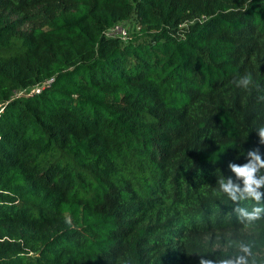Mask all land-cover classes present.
<instances>
[{
    "label": "trees",
    "instance_id": "trees-1",
    "mask_svg": "<svg viewBox=\"0 0 264 264\" xmlns=\"http://www.w3.org/2000/svg\"><path fill=\"white\" fill-rule=\"evenodd\" d=\"M260 96L264 0H0V264L264 257L213 195L264 156Z\"/></svg>",
    "mask_w": 264,
    "mask_h": 264
},
{
    "label": "clouds",
    "instance_id": "clouds-1",
    "mask_svg": "<svg viewBox=\"0 0 264 264\" xmlns=\"http://www.w3.org/2000/svg\"><path fill=\"white\" fill-rule=\"evenodd\" d=\"M232 84L244 91L260 90L259 84L248 72L235 78ZM258 99L264 100V96ZM256 131L259 143L264 145V123L259 124ZM246 159L247 162L243 165L231 162L228 164L232 175L227 178L219 176L216 187L213 188V195L217 198L227 197L235 205L233 213L237 222L244 229H250L258 222L264 221V156L256 148L247 152ZM66 222L70 223V220ZM227 245L233 252L217 259L201 258L199 264H264V257L257 252L254 241L229 239Z\"/></svg>",
    "mask_w": 264,
    "mask_h": 264
},
{
    "label": "built area",
    "instance_id": "built-area-1",
    "mask_svg": "<svg viewBox=\"0 0 264 264\" xmlns=\"http://www.w3.org/2000/svg\"><path fill=\"white\" fill-rule=\"evenodd\" d=\"M108 36H118L124 40H126L129 37V34L127 32V29L122 25V24H118L114 27H112L109 32L107 33ZM50 81H48L47 83H49ZM40 91L39 87H35L33 89L30 90V93L27 94L30 95L32 93H38ZM23 95V92H20L17 94V96Z\"/></svg>",
    "mask_w": 264,
    "mask_h": 264
},
{
    "label": "rangeland",
    "instance_id": "rangeland-1",
    "mask_svg": "<svg viewBox=\"0 0 264 264\" xmlns=\"http://www.w3.org/2000/svg\"><path fill=\"white\" fill-rule=\"evenodd\" d=\"M128 29H130V27L128 26Z\"/></svg>",
    "mask_w": 264,
    "mask_h": 264
}]
</instances>
